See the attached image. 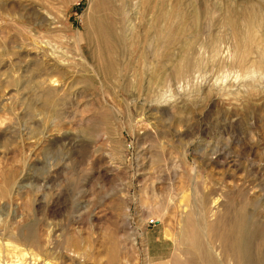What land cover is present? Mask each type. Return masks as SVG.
<instances>
[{"label":"rangeland","instance_id":"374dc122","mask_svg":"<svg viewBox=\"0 0 264 264\" xmlns=\"http://www.w3.org/2000/svg\"><path fill=\"white\" fill-rule=\"evenodd\" d=\"M261 63L264 0H0V224L51 262L108 264L117 236L119 264H170L205 193L214 219L247 208L264 256Z\"/></svg>","mask_w":264,"mask_h":264},{"label":"bare ground","instance_id":"6f19581e","mask_svg":"<svg viewBox=\"0 0 264 264\" xmlns=\"http://www.w3.org/2000/svg\"><path fill=\"white\" fill-rule=\"evenodd\" d=\"M230 11H231L230 12L231 17H233L230 20H233V22L235 23L233 29H235L237 32L242 33L243 31L241 30L244 29L241 28L238 24L239 20L241 19L242 21L245 22L244 24L245 27L247 28L248 33L250 32L251 29H253L256 26V17H255L256 12L254 11L252 12V10L249 7L245 8L244 6V8L239 11L238 10H230ZM91 22L92 23L89 25V27L87 25V30L90 31V33L93 35L94 41H97L100 45H105L108 42H110L111 38L115 40L116 38L115 37L116 33L114 30L115 21H113V19L109 18L108 20L109 24H106L101 17L96 16L93 18V20H91ZM170 33H172V30ZM236 34L238 35L239 38L240 35L238 33ZM236 34L235 36L237 38ZM252 37H254V34L253 36L251 35V38ZM242 41L244 42V40ZM240 45L243 44L240 43ZM247 47L249 48V46ZM244 51L246 52V50ZM257 64H259V62ZM262 65L264 66V63ZM9 193L10 192H8L7 195L10 196ZM218 201H219L218 197L214 198V200L209 201V196L207 194L200 193V196L193 203L194 207H192V209L189 212H187L184 209L185 214H187V225L183 229L182 234L178 237L177 244L183 246L186 245V247H183V249L182 248L179 249L180 256L178 255L174 256L170 264H229L228 263L229 261H232L233 264H264V256L259 257L256 254V243H258L259 238L262 236V232L259 230L257 226L254 227L251 226L250 217L248 216V212L246 210L247 208H245L244 205H241L239 207L240 210L237 213L236 217L233 216L229 217L228 214L230 212L231 207H227L226 215L214 219L213 217L216 216L215 211H217V210L214 211V208H217L216 206L218 205ZM15 217H17L16 213L12 211V213L8 214V218H7L8 220H5L3 221L2 224H0V264H68V262L66 260H63L62 257H61L62 260L59 262H51V260H53V259L49 260L51 254H48L47 252L46 253L43 252L44 251L43 244L41 241L31 240L28 242V240H30L29 236H22V234L19 233L18 225L15 222ZM158 217H161L160 214H158ZM209 218L212 219L209 220ZM188 223L193 226V229L191 231L187 230L188 229L187 226H189ZM119 228L121 229L122 227ZM117 230L118 229H116V231ZM114 235H116V233H114ZM166 235L170 236L168 231H166ZM113 237H112L111 245L107 249V252L109 253L108 264H119V259L122 254L120 247L121 242L117 241L116 239L117 236L115 238ZM214 237L219 238L221 242L220 247L224 251V255H220L217 249H216V256L218 255V257L214 255L211 246V240H213ZM72 245L73 244L70 242L69 246L72 247ZM132 247H135V245ZM72 252L73 250L71 249V253L69 254L68 257V259L71 260L69 264H89L85 261L76 259V257L73 255ZM183 255L186 256L185 260L181 259V256ZM159 264H164V263H159Z\"/></svg>","mask_w":264,"mask_h":264}]
</instances>
